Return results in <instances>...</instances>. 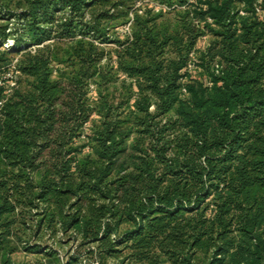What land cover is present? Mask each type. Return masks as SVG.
<instances>
[{
  "label": "trees",
  "instance_id": "trees-1",
  "mask_svg": "<svg viewBox=\"0 0 264 264\" xmlns=\"http://www.w3.org/2000/svg\"><path fill=\"white\" fill-rule=\"evenodd\" d=\"M20 256L264 264V0H0V264Z\"/></svg>",
  "mask_w": 264,
  "mask_h": 264
},
{
  "label": "rangeland",
  "instance_id": "rangeland-1",
  "mask_svg": "<svg viewBox=\"0 0 264 264\" xmlns=\"http://www.w3.org/2000/svg\"><path fill=\"white\" fill-rule=\"evenodd\" d=\"M8 46H9V47H11V45H10V44H9ZM62 253H63V254H65V252H64V251H62ZM19 259H21V260H25L23 256H20V258H19ZM25 261H28V263L36 264V260H35V258H34V257H29V258H27ZM63 264H65V263L63 262ZM111 264H118V262L116 261V262H114V263H111Z\"/></svg>",
  "mask_w": 264,
  "mask_h": 264
}]
</instances>
